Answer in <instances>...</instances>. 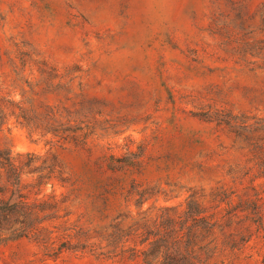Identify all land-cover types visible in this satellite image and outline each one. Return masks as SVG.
Returning a JSON list of instances; mask_svg holds the SVG:
<instances>
[{
	"label": "rangeland",
	"instance_id": "rangeland-1",
	"mask_svg": "<svg viewBox=\"0 0 264 264\" xmlns=\"http://www.w3.org/2000/svg\"><path fill=\"white\" fill-rule=\"evenodd\" d=\"M22 110L36 128L17 123ZM1 122L0 150L34 154L36 167L58 155L104 223L137 180L157 196L130 204L133 217L181 212L196 192L227 234L247 235L250 223L227 225L213 199L264 198V0H0ZM51 124L89 136L65 141L46 134ZM256 245L220 240L207 264H264ZM0 264L144 263L54 257L22 239L2 246Z\"/></svg>",
	"mask_w": 264,
	"mask_h": 264
},
{
	"label": "trees",
	"instance_id": "trees-1",
	"mask_svg": "<svg viewBox=\"0 0 264 264\" xmlns=\"http://www.w3.org/2000/svg\"><path fill=\"white\" fill-rule=\"evenodd\" d=\"M37 120L35 111L22 110L16 115L17 123L27 122L31 128H36L33 125ZM3 125L1 122L0 131ZM46 130V134L65 141V136L73 133L76 144L89 136L84 133L79 137L77 131L63 125L51 124ZM37 161L31 153L13 156L10 150H0V249L8 242L28 239L54 257L65 252L91 253L114 258L128 256L144 264H207L220 240L232 251H243L255 237V247L259 246L264 263V198L234 205L230 196L216 195L215 209L226 206L223 217L227 218V225L233 224L232 218L241 216L250 223L244 229L247 235L227 234L225 226L202 205V196L196 192L190 194L181 212L165 207L155 217L148 211L133 217L130 211L125 212L130 204L139 209L157 196L152 188H143L133 180L122 194L120 212L111 222L104 223L107 217L96 202L91 204L97 214L88 213V201L82 198L77 181L58 155L48 165L44 162L36 167ZM96 182L108 185L98 178ZM48 188L51 191L46 193ZM104 204V209L109 207L108 199Z\"/></svg>",
	"mask_w": 264,
	"mask_h": 264
}]
</instances>
